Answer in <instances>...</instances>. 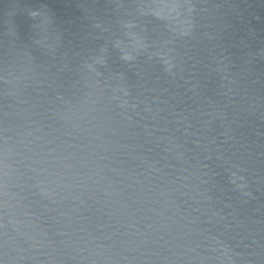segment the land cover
<instances>
[{"label":"water","instance_id":"95a60500","mask_svg":"<svg viewBox=\"0 0 264 264\" xmlns=\"http://www.w3.org/2000/svg\"><path fill=\"white\" fill-rule=\"evenodd\" d=\"M0 264H264V0H0Z\"/></svg>","mask_w":264,"mask_h":264}]
</instances>
